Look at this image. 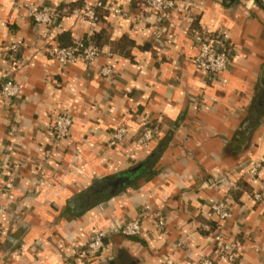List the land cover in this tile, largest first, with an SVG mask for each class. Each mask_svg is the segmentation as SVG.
I'll list each match as a JSON object with an SVG mask.
<instances>
[{"label": "crops", "instance_id": "crops-1", "mask_svg": "<svg viewBox=\"0 0 264 264\" xmlns=\"http://www.w3.org/2000/svg\"><path fill=\"white\" fill-rule=\"evenodd\" d=\"M97 1L0 0V91L6 78L21 86L13 109L0 95V165L18 168L9 195L0 173V205L12 211L0 237V264H161L168 258L198 264L218 233L242 244L235 264H264V200H253L262 186L244 177L251 160H264V7L254 0H174L181 8L159 39L155 14L142 9L145 0H100L129 17L107 13L96 26L67 17L53 37L32 19L45 8ZM194 27L222 32L233 51L218 83L208 85L198 70ZM98 34L103 55L94 63L62 67L44 50ZM105 66L113 69L110 79L100 76ZM60 112L74 124L40 170ZM143 119L161 128L147 149L136 143ZM121 127L127 139L108 150ZM117 180L127 186L122 193L86 208L88 192L99 198ZM227 197L233 220L212 224L209 203ZM157 211L167 220L161 237L154 235ZM143 212L142 236H113L101 253L73 257L93 233L111 232ZM21 246L26 253L19 258Z\"/></svg>", "mask_w": 264, "mask_h": 264}, {"label": "built area", "instance_id": "built-area-1", "mask_svg": "<svg viewBox=\"0 0 264 264\" xmlns=\"http://www.w3.org/2000/svg\"><path fill=\"white\" fill-rule=\"evenodd\" d=\"M255 1V0H254ZM264 7V0H260ZM102 8L109 14L116 16L129 17V14L120 7H113L102 1H97L92 6L83 5L81 7H65L64 9L45 8L32 13L33 21L41 26L49 27L47 36L53 37L52 30L56 24H59L65 18H75L80 21H88L93 26L99 22L97 9ZM181 8V4L174 0H145L143 10L155 14L156 19L154 25L156 27L157 38H161L164 33V24L171 15ZM188 9L187 7H183ZM143 17L139 23H143ZM192 30L191 36L197 46L198 52L195 62L198 70L205 76L206 83L212 85L220 82L223 74L227 72L231 65L233 51L229 46L222 32L212 30ZM17 46L11 47L10 62L14 61V53ZM46 54L56 61L60 66L67 67L79 62L94 63L102 55V48L89 39H78L70 46L49 45L44 48ZM100 76L110 79L113 76V69L105 66L100 71ZM1 98L6 103L7 108L13 109L16 101L21 96V86L12 78H6L0 91ZM74 124L73 117L67 112L58 113L55 118L50 132L49 148L45 150L41 159L44 165H40V170L46 166V162L51 160L52 154L62 147L63 142L68 138L71 128ZM12 133H17L18 126H12ZM161 128L152 124L148 119L142 120L140 133L136 139V143L144 149L159 139ZM128 136V129L125 127L115 130L109 143L108 150H113L122 144ZM0 173L4 178L3 192L9 195L15 187L18 176V168L11 164L0 165ZM244 177L249 180L261 183L262 189L253 195V200L258 203L264 200V160H251L247 167ZM231 197V196H230ZM224 198L209 203L210 221L212 224H223L233 220L234 212L231 198ZM11 208L8 204L0 205V237L3 234L4 220L11 215ZM146 213L143 212L137 219L130 220L125 223H118L111 232L97 231L93 233L85 245H79L74 249V258L84 261L89 256L97 255L106 248L107 241L113 236H121L125 238H136L142 236L144 232L143 218ZM155 230L154 235L161 237L167 228V220L161 211H157L154 215ZM213 250L203 255L198 264H235L241 255L242 244L239 240L231 238L222 233L212 236ZM178 245L175 248H180ZM26 253L25 247L21 246L17 250V256L20 258ZM161 264H177L174 260L168 258Z\"/></svg>", "mask_w": 264, "mask_h": 264}, {"label": "trees", "instance_id": "trees-1", "mask_svg": "<svg viewBox=\"0 0 264 264\" xmlns=\"http://www.w3.org/2000/svg\"><path fill=\"white\" fill-rule=\"evenodd\" d=\"M75 6H77V5H73V6H70V7H75ZM64 8H65V6H64V7H61L60 9H64ZM97 13H98V17H99V22L102 23V24H105V22H104L103 19H104L105 15H106L108 12L105 11L104 9H102V8H98V9H97ZM193 30H198L199 32H202V30H201L199 27H194ZM101 37H102L101 34H98V35L94 36L93 38H91V40H92L95 44L100 45V41H99V40H100ZM125 44H126V43H125ZM120 45H122V44H120ZM126 46H127V45L121 47V49L124 50V48H125ZM124 55H125V56H128V52H127V53H124ZM148 165H149V164H148ZM148 167H149V166H148ZM148 167L145 166L144 168H142L141 171H142V172H145V170H147ZM125 187H127V186L124 185L122 188H119V189H117V190H113V189H112L110 192H105L106 194L103 195V196H101V197H99V198H94L93 196H91L92 193H91V192H88V193H87V195H88V206H87L86 208H88V207H90V206H93V205H95V204L98 203V202L105 201L106 199L110 198L111 196H114V195H117V194H119V193H122V192L124 191ZM238 193H240L239 190L236 192V194H238ZM89 195H90V196H89ZM107 195H108V196H107ZM105 196H106V197H105Z\"/></svg>", "mask_w": 264, "mask_h": 264}, {"label": "water", "instance_id": "water-1", "mask_svg": "<svg viewBox=\"0 0 264 264\" xmlns=\"http://www.w3.org/2000/svg\"><path fill=\"white\" fill-rule=\"evenodd\" d=\"M258 4H260L261 5V2H260V0H255ZM262 6V5H261ZM124 186V183H123V181L122 180H117V181H115L112 185H108V186H106V185H104L103 187H104V190H117V189H119V188H122ZM108 192V191H107Z\"/></svg>", "mask_w": 264, "mask_h": 264}]
</instances>
